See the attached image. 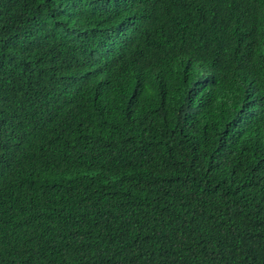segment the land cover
<instances>
[{
	"label": "trees",
	"instance_id": "1",
	"mask_svg": "<svg viewBox=\"0 0 264 264\" xmlns=\"http://www.w3.org/2000/svg\"><path fill=\"white\" fill-rule=\"evenodd\" d=\"M0 264H264V0H0Z\"/></svg>",
	"mask_w": 264,
	"mask_h": 264
}]
</instances>
